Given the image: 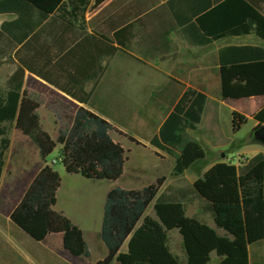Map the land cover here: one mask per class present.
I'll use <instances>...</instances> for the list:
<instances>
[{
	"label": "trees",
	"instance_id": "trees-1",
	"mask_svg": "<svg viewBox=\"0 0 264 264\" xmlns=\"http://www.w3.org/2000/svg\"><path fill=\"white\" fill-rule=\"evenodd\" d=\"M105 1L0 0V16L14 18L0 25V66L9 63L16 67L6 82L5 97L0 99V138L5 135L2 126L18 117L20 130L27 134L40 159L32 173L23 176L20 198L12 201L7 218L13 228L37 244L49 236L62 235L65 251L83 260H89L90 252L81 233L52 210L59 177L46 162L59 146L60 157L71 166L67 172H77L95 182L122 177L127 158L110 137L113 127L86 108L103 77V62L119 53L132 52L142 62L175 53L170 34L192 48L248 36L252 30L264 42V0H165L151 10L140 6L133 21L109 24L110 36L88 35L83 29L85 12L91 2L96 8ZM211 60L218 68L221 100L264 97V48L224 47ZM26 80H34L35 87L25 89ZM89 84L92 89L86 92ZM22 91L27 101L53 115L58 128L55 141L42 129L36 115L23 109L19 112ZM179 96L176 91L175 99ZM49 98L71 108L73 115H66ZM205 101L204 95L192 90L185 91L177 102L170 101V114L148 142L155 156L162 158L160 154H164L173 159L174 178L182 177L205 159L203 149L186 139V132L195 131L200 124ZM252 120L256 128L264 126V107ZM247 122V118L233 113V132ZM28 125L32 126L29 131ZM3 144L0 182L7 151V143ZM165 180L141 190L113 189L107 193L100 233L106 255L96 264H113L152 203L165 232L178 231L181 238L183 260L173 257L169 264H209L212 254L217 264H250L245 241L220 237L204 223L186 219L184 203L196 197L201 203L200 214L211 217L215 206L240 207L244 213L264 210L263 154L245 160L239 167L215 164L190 189L170 188L159 195Z\"/></svg>",
	"mask_w": 264,
	"mask_h": 264
},
{
	"label": "rangeland",
	"instance_id": "rangeland-1",
	"mask_svg": "<svg viewBox=\"0 0 264 264\" xmlns=\"http://www.w3.org/2000/svg\"><path fill=\"white\" fill-rule=\"evenodd\" d=\"M174 42L179 43L177 39H174ZM231 42H233L231 46H242L241 43L250 42V37L223 40L210 47L209 50H207L209 47L191 48L183 44L180 53L172 56L173 62L170 60L171 58L162 60L156 68L149 66L148 62H140L133 53H119L112 59L103 62L104 78L95 88L96 92H93L89 107L109 115L108 122L114 129L110 137L122 147L127 158L122 177L117 181L95 182L82 178L77 172L66 174L65 169L70 171L71 166L64 159L59 160V146L56 148L58 150L54 151L46 162L47 166L59 177V192L56 195L54 211L62 214L81 233L88 245L89 260L73 257L66 251L57 249L52 242L43 246L35 245L9 223L7 215L12 208V201L20 198V190L23 187L21 180L23 176L32 173L39 163V155L35 147L29 142L27 134L20 130L18 117L12 123L3 125L5 135L0 138V147L6 142L7 151L4 155L0 182V264H96L106 255L98 235V229L103 216L106 195L109 191L113 189L141 190L154 185L157 180L162 178L166 180L159 191V195L165 194L170 188H177L173 186L180 183V180L172 177L173 163L153 155L148 149L140 148L143 145L139 142L143 143L144 140L152 137L168 113L167 108L170 101L166 99L165 93L170 85L165 83L166 74L172 72V77H178V79L182 77L183 82L191 81L194 83L193 85H196V79L202 73L208 74L210 72L211 77H214L216 70L210 69L211 66L213 67L211 59L214 54L210 53L231 44ZM251 42L255 44L253 46L264 48V42L257 38H251ZM175 57L176 60H174ZM194 62H204L205 66L189 64ZM120 64L126 65V68H122ZM139 64L140 66H137ZM173 66L175 68H171ZM165 67L172 70L167 71ZM14 71L13 64L5 63L0 66V99L5 97L6 82ZM33 87L34 83L31 80L25 81V89H32ZM178 88L180 89V87ZM91 89V84L85 87L86 92H90ZM179 89L173 91H179ZM49 101L54 106L61 108L66 115H73L71 108L58 105L51 98ZM22 109L26 111V114L36 115L42 129L54 139L56 138L58 128L55 125L53 115L44 108L27 101L23 91L19 112ZM36 109L37 111H35ZM27 123L30 122L27 121ZM222 126L223 124L220 125V127ZM31 128L32 126L28 125L27 130L29 131ZM223 130L231 142L228 143V148L219 151L220 154L224 155L222 160L226 164L239 167L244 162L242 160L244 156L236 153V147L245 139L246 143H253L251 135H246V138L242 140L247 129L239 134L235 132L234 134H237L239 140L232 141L231 127L228 125ZM129 139L135 140L140 146L132 143ZM215 143L214 146H211L212 148H215ZM224 143L226 144L223 141L222 144ZM211 147L208 148V151L213 150ZM203 164L204 162H201L194 166L188 177L193 178L195 175H200V167ZM183 183L182 189L192 187L186 182ZM195 199L194 196L189 197L184 203L188 215H192L195 211L194 206L192 208V201ZM235 208L232 206L230 215L221 216V219L218 220L217 225L219 226H222V223L227 224L226 228L220 227L218 229L220 230L216 232L218 236L235 240L236 234L242 233L243 230L245 232V217ZM144 218L140 227V235L133 244L131 259H126L117 264H130V260L149 261L152 264H169V260L173 257L183 260V249L178 231L165 232L154 214L153 203L146 211ZM197 218L202 223L204 222L200 217ZM210 226H216L215 222L210 223ZM222 230L224 231L222 232ZM222 233H227V236H223ZM53 253L55 255H52ZM24 257H28L29 260L24 261ZM217 263V257L212 254L209 264Z\"/></svg>",
	"mask_w": 264,
	"mask_h": 264
},
{
	"label": "crops",
	"instance_id": "crops-1",
	"mask_svg": "<svg viewBox=\"0 0 264 264\" xmlns=\"http://www.w3.org/2000/svg\"><path fill=\"white\" fill-rule=\"evenodd\" d=\"M164 2H165V0H107L103 4H101L100 6H98L96 8H92L93 3L91 2L89 8L87 9V11L84 14L83 29L88 35L101 34V35H105V36H110L111 34L109 33V29H108L109 24H112V25H113V23L118 24L120 22V20L125 21V22L126 21L127 22L133 21L139 15L137 13V10L140 9V6L145 5L146 7H149L151 10L155 7L162 5ZM129 8H130V11L128 12V10H126V9H129ZM0 18H1L0 25L3 22H7V21L14 19L12 16H0ZM243 37H246V36H241L238 38H243ZM248 37H250V42H244V44L241 43L242 46L243 45H247V46L248 45H250V46L255 45L253 42H251V38H253V39L256 38L253 30L248 35ZM169 39L172 42V44H174L176 46L177 51L175 53H171V54L162 56V57H160L154 61L148 62L149 66L156 68V66H158L160 64L159 63L160 61L167 60L168 58H171L170 60H172V62H173L172 56L180 53V50H182L183 44H186V43L182 42L181 40H179L174 34H170ZM174 39H177L179 41V43L176 44L174 42ZM228 39H231V38H228ZM224 40H227V39H224ZM220 41H223V40H220ZM220 41H218V42H220ZM218 42H216L210 46H207V47H209L207 50H209L210 47H212L213 45L215 46ZM232 43L233 42H231V44L224 46V47H231ZM188 47H190V46H188ZM207 47H205V48H207ZM234 47H240V46H234ZM253 47H256V46H253ZM223 48H221V49H223ZM221 49H218L217 51H213L210 54L215 55ZM127 53H132V52H127ZM174 60H176V57ZM139 61L142 62L140 59H139ZM165 62H167V61H165ZM189 64H196V65H199L200 67L205 66L204 62H200V63L194 62V63H189ZM137 66H140V64ZM121 67L126 68V65H121ZM171 68H175V67L173 66ZM171 68L165 67V69L167 71ZM15 69H16V67H15ZM210 69L216 70V74H214L215 76L211 77L210 72H208V74L202 73L201 75H199V77H198L199 79L198 78L196 79L197 80L196 85H193L194 83L191 81H187L186 83L183 82L182 77L180 79H178V77H172V72H169L168 74H166V77H165V83L170 85L168 91L165 93L166 99H168L169 101H176L177 102L179 100L180 96L187 90L196 91L197 93H201L202 95H204L206 97V101H205V104L203 107L200 124L198 126H196L195 131L186 132V139L188 141L196 142L203 149V151L205 153V159L203 161L204 164L202 165V167H200V175H198V176L195 175V177L193 176V178L188 177V174L191 170L184 173V175L179 178L180 183H177L175 186H173V187H177V189L184 187L183 182H186L190 185H193V183L195 181H197L199 178H201L202 175L206 171H208L213 165L218 164V163H225V161L222 160L224 158V155L220 154L219 151H221L224 148H228V143L231 142V139L230 140L228 139V137L226 136L225 130H223V129L226 128L228 125L231 127L230 136L232 137V141H234L235 139L239 140V138H237V134H239L241 131H244L245 129H247V130H245V136H244V138H242V140L245 139L246 135H248V134L251 135L252 131L254 129H256V126H257V124L252 120V116L255 113H257L261 108L264 107V97H256V98H250V99H244V100H224V101L221 100L220 96H219V87L220 86H219V78H218V68L213 64V67L211 66ZM159 70H161V69H159ZM103 78L104 77H102V79L100 80L101 82H102ZM209 78L212 80H210ZM31 82L34 83V80H31ZM101 82H99L96 87H98ZM193 86H195V87L193 88ZM34 87H35V85H34ZM178 87H180V89ZM176 89H179L180 96L175 99L174 96H175L176 91H173V90H176ZM86 108L93 111L97 115L107 119V121H108L109 115L107 113H101L100 111H97L96 109H93L90 107H86ZM153 109H155V108H153ZM35 111H37V109ZM104 111H105V109H104ZM167 112L168 113L166 114L165 118L167 117V115L170 114L171 108L169 109V107H168ZM233 113H236V114L243 116V117L248 119V122L240 128V130L238 131L237 134H234L233 128H232V114ZM165 118H164V120H165ZM164 120L159 125L157 131L154 134H152V137L150 136L151 138H153L158 133V130H159L160 126L162 125V123L164 122ZM221 124H223L222 127H220ZM49 136L53 141H55L57 138V136L55 139L51 135H49ZM150 137L148 138V140H144L143 143L139 142L141 145H143V146H140V148L148 149L154 155L155 150L150 148V146L148 144V142L151 140ZM245 140L243 143H240L236 147L237 151L239 150L238 152L236 151V153L237 154L240 153L244 156V158L242 159L243 161L250 159V158H252L258 154L264 155V148L261 145L255 144V143L248 144V143H246ZM223 141L226 142V144L225 143L222 144ZM214 143L216 144V146H215V148H212L211 146H214ZM210 147H211V149H213L212 151L210 150L211 152L208 151V148L210 149ZM57 150L58 149H56L55 152ZM37 153H38V151H37ZM58 153H60V147H59ZM248 153H250V154H248ZM160 155L162 156V158H164L165 161L166 160L170 161L174 165L173 159L165 157L162 154H160ZM209 157H210V160L207 161V159ZM59 160H62V158L60 157ZM39 162H40V159H39ZM198 164H200V163H198ZM196 165H194V166H196ZM65 172H66V174L74 173V172H67L66 169H65ZM58 190H59V183H58V188H57L56 193H55V202H54V205L52 206L53 211H54V207H55V203H56V195L59 192ZM192 204H193L192 208L194 206L195 211L192 213V215H188L187 211L185 210L186 219H188L190 221L201 222L197 218V217H200L204 221L203 223L206 226H208L209 228H211L212 230H214L215 233L220 231V230H218V229H220V227H222V229L226 228V226H227L226 223H222V226H219V225H217V222H218V220L221 219V216L222 217L223 216H229L230 210L232 209V207H230V206H215L214 207V217H211L209 215L200 214L201 203L197 198L192 201ZM235 209H236V211L241 212L243 217H245V224H246L245 225L246 227L243 226V227H245V232L243 230L242 233L236 234L235 239L243 240L246 242V245L248 248V253H249L250 264H252L254 262L264 263V210L244 213L241 211L240 207H236ZM56 213H58V212H56ZM145 215H144V217H145ZM144 217L139 222V224L137 225L134 232L130 235V237L126 240V242L122 246V248H121L120 252L118 253L117 257L115 258L113 264H117L121 261H125L126 259H131V257H132L131 251L133 248V244L135 243L136 239L140 235V232H141L140 227L142 226V222L145 219ZM212 222H215V224H216V226H214L215 228L210 226V223L212 224ZM240 223H241V220H240ZM101 224H102V219H101V222L99 223V229H98L99 230V232H98L99 237H100V233H101ZM223 231L224 230H222V232ZM222 234H223V236H227V233H222ZM48 242L49 243L52 242V244L55 245L57 249H60L61 251H65L62 235L49 236L46 238L45 242L42 244H37L35 242H33V243L35 245L43 246V245L47 244ZM84 242L87 245V242L85 240H84ZM87 247H88V245H87ZM52 255H55V254L53 253ZM23 260L28 261L29 258L24 257ZM138 261H140V260H138ZM135 262H137V261L130 260V264H135Z\"/></svg>",
	"mask_w": 264,
	"mask_h": 264
},
{
	"label": "water",
	"instance_id": "water-1",
	"mask_svg": "<svg viewBox=\"0 0 264 264\" xmlns=\"http://www.w3.org/2000/svg\"><path fill=\"white\" fill-rule=\"evenodd\" d=\"M251 140L255 144H259L264 148V126L256 128L251 133Z\"/></svg>",
	"mask_w": 264,
	"mask_h": 264
}]
</instances>
